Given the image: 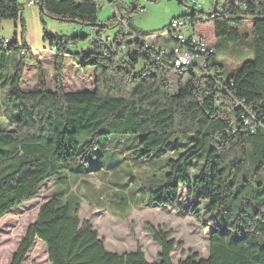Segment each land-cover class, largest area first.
<instances>
[{
	"label": "trees",
	"instance_id": "1",
	"mask_svg": "<svg viewBox=\"0 0 264 264\" xmlns=\"http://www.w3.org/2000/svg\"><path fill=\"white\" fill-rule=\"evenodd\" d=\"M98 1L36 0L41 13L89 26L93 37L43 33L53 53L54 88L40 73L36 88L26 91L20 84L32 57L22 35L24 6L0 0V20H13L22 31L20 40L0 38L1 50L20 55L11 74L0 80V217L33 199L47 181L55 188L9 264H21L36 239L46 246L50 264H174L171 252L177 243L170 231L147 227L160 247L157 261H147L140 250L113 252L90 222L79 219V201L65 200L67 172L75 162L86 163L97 139L108 135L132 136L130 156L142 161L171 149L175 154L165 159L164 174L158 184L149 185L143 204H174L182 187L189 198L187 211L209 230L207 256L193 253L175 264H264V0H212L209 12L193 9L178 16L205 39L201 29L210 30L213 53L206 55L205 68H176L172 50L161 54L155 44H147L152 32L139 31L129 21L134 0L126 6L112 1L127 30L118 24L106 39L109 25L98 19L103 8ZM245 22L251 29V41L244 45L247 55L241 57L243 48H238L239 67L223 78L217 39L238 43L248 36L240 30ZM159 41L193 51L170 32ZM82 43L86 45L77 47ZM67 58L83 71L93 69V90H64ZM175 136L186 139L169 147Z\"/></svg>",
	"mask_w": 264,
	"mask_h": 264
},
{
	"label": "rangeland",
	"instance_id": "2",
	"mask_svg": "<svg viewBox=\"0 0 264 264\" xmlns=\"http://www.w3.org/2000/svg\"><path fill=\"white\" fill-rule=\"evenodd\" d=\"M27 1L29 0H18L24 6L25 26L22 35L28 50L31 51L32 59L23 69L20 87L26 91L35 89L41 73L48 88L52 90L55 79L53 53L48 50L43 33L51 36H88L89 40L93 37L90 35L92 29L89 26L45 15L40 12L37 4L29 6L26 4ZM130 1L119 0V5L126 6ZM134 1L136 10L129 14L130 24L139 31L152 32L149 35L165 30L173 18L188 15L193 9L209 12L213 4L212 0H197L195 5L191 3L192 0ZM223 1L220 0V3ZM114 7L115 4L111 8L103 7L99 10V21L109 25L104 35L106 39L114 36L119 28L118 24L121 25V21L124 20L121 17L120 21H114L120 16L113 13ZM240 30L248 36L238 43L231 44L223 38L217 39L218 59L222 65L223 78L239 67L241 60L238 48H243L241 57L247 55L244 45L251 41L250 22H245ZM201 31L205 33L207 42H211L210 30L202 28ZM21 32L17 22L0 20V38L12 41L17 37L20 40ZM80 45L84 47L86 43L78 44L77 47ZM19 57L18 51L0 49V80L11 74ZM77 67L72 65L70 59L65 60L62 70L64 90L66 92L93 90L95 87L93 69L87 68L83 71ZM4 84L3 82L2 85ZM3 95V88L0 86V120L3 119ZM183 138L185 137L175 136L169 147L175 140ZM82 139L84 136L79 140ZM134 147L135 141L129 135L100 136L93 153L88 154L86 163L75 162L67 172V179L63 182L65 200L79 201V219L90 222L110 251L123 253L140 250L147 261H157L160 247L148 231L147 227L151 226L154 229L170 231V238L177 243L171 252L172 263L184 260L193 253L205 258L208 254L209 230L201 228L187 211L189 198L184 188H180L179 197L174 204L152 207L143 204L149 185L154 182L158 184L164 174L165 159L175 155L172 149L160 157L142 161L130 156ZM197 167L198 165L192 166V174ZM54 190L53 182L47 181L39 188L33 199L24 201L19 207L0 217V264H9L26 228L36 218L40 205L51 198ZM21 264H50L44 243L36 239Z\"/></svg>",
	"mask_w": 264,
	"mask_h": 264
},
{
	"label": "built area",
	"instance_id": "3",
	"mask_svg": "<svg viewBox=\"0 0 264 264\" xmlns=\"http://www.w3.org/2000/svg\"><path fill=\"white\" fill-rule=\"evenodd\" d=\"M112 1L114 0H99L98 3L101 7H112ZM235 3H237V0H232ZM197 0H192V4H196ZM27 5L31 6L33 4H36V0H29L26 3ZM115 13H117L116 9H113ZM121 16H119L120 21ZM125 20L121 21V27L126 31L125 28ZM169 31L165 30L160 33L150 35L145 38V41L147 44H155L156 48L160 49V53L163 54L167 52L168 50H172L174 54V61L173 64L176 68H183L187 67L189 65H199L200 67L205 68L206 67V55L213 53V47L209 45L207 40L199 36L198 34L192 33L190 31V23L187 18L185 17H177L172 19L169 22ZM167 32H170L172 37L177 41L179 44H189L193 49V51L188 50V48H181L180 46H172L169 47L168 44H161L159 41L156 43L158 39L164 37ZM125 48L124 45H121V49L123 50ZM212 74L211 72H209ZM262 127L264 128V122L261 123Z\"/></svg>",
	"mask_w": 264,
	"mask_h": 264
},
{
	"label": "water",
	"instance_id": "4",
	"mask_svg": "<svg viewBox=\"0 0 264 264\" xmlns=\"http://www.w3.org/2000/svg\"><path fill=\"white\" fill-rule=\"evenodd\" d=\"M40 8H41V4H40ZM42 9V8H41ZM42 11H44V10H42ZM47 15V14H46Z\"/></svg>",
	"mask_w": 264,
	"mask_h": 264
}]
</instances>
